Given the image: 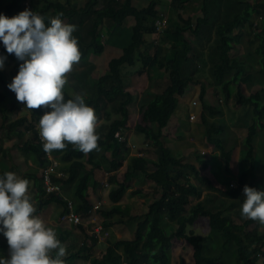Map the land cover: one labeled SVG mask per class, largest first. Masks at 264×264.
<instances>
[{
  "label": "trees",
  "instance_id": "trees-1",
  "mask_svg": "<svg viewBox=\"0 0 264 264\" xmlns=\"http://www.w3.org/2000/svg\"><path fill=\"white\" fill-rule=\"evenodd\" d=\"M27 1L30 4L28 10L46 17V24L49 23L48 17H55L61 13L63 21L77 22V31L73 35L78 38L82 52L81 60H87L91 54L100 55L104 52L106 43L102 38L103 29L111 33L117 27L123 26L128 16L135 18V23L130 27L131 41L122 46L120 55L109 60L108 73L102 75L93 85L94 94L86 95V103L94 108L99 119L102 118L103 113L109 119L112 113L120 115L110 123L106 135L100 136L98 142L100 148L117 146L118 149L109 161L108 169L112 171L120 169L128 156V146L127 141H121L116 134L125 136L130 116L128 105L134 100L133 94L124 86L121 66L140 63L146 68L149 78H151L150 71L157 68L159 63L157 54L154 55V49H150L152 45H145L147 44L146 34L157 33L154 21L160 15L158 3L151 0L146 7L138 8L134 5L133 0H85L81 6L77 5L78 2L75 3L74 0H6L4 3H1L2 0H0V14L9 18L18 15L26 9L24 3ZM190 1L171 0V7L177 13L166 28V33L171 41L170 47L173 50L165 64L168 84L160 92L151 90L144 92L139 104L140 121L134 130L142 133L148 140L145 143L156 149L157 158L153 160L144 155L133 156L124 180L118 184V188L111 198L114 202L121 200L130 186V182L145 170L148 163L153 165V169L149 171L147 177L156 183L160 190V196L148 204V211L142 216H131L133 214L122 210L119 205L108 211L107 215H119L120 222L128 223L135 220L136 228L130 239L115 240L107 246L102 258L93 259L91 264H169L174 238L185 239L193 246L194 264H211L210 261H219L220 264H224V262L225 264H264V234L249 237L248 225L252 220H244L240 224L235 222L232 217L235 202H230L227 205L221 201L220 204H217L214 199L209 198L210 194L204 199L193 202L195 197H199L201 190L199 186L193 184L192 178H195L201 185H206L208 189L216 190L217 187L201 173L197 163L185 162L181 158L172 157L170 149L163 142V129L178 109L180 98L186 93L190 83H197L198 79H194L195 74H200L209 68L216 85L225 84L223 89L226 91L227 97H234L243 114L238 117L239 114L236 111L235 117L238 118L233 117L234 119H231L229 123L225 118H221L219 123L208 121L207 114L223 115L224 110L220 103L214 105L206 103L205 88L203 87L199 95L203 109H201V113L200 111L195 112L199 113L196 119L201 116L205 126L206 140L220 152L226 172L238 175L240 183L246 182L249 177L255 178L256 169L262 164L261 159L264 158V141L260 137L264 135V89L247 93L242 85L245 84L249 89L248 87L253 86L258 79L257 77L264 84V0H257L255 3L250 0H223L221 19L216 24L210 22L207 17L208 10L205 6L209 5L211 0H203L204 15L196 19L195 22L191 17L185 18L183 11L190 12L186 7V3ZM255 14L263 15L262 25L258 26V23H254ZM74 19L76 20L73 21ZM254 26L260 27V32L255 33V37L260 39L255 48V55H260L259 63L261 64V68L257 71H255V64L235 59L230 54L234 44L241 42L243 38L235 31L245 30L248 27H253L255 31ZM187 31H190L198 39V45L193 49L185 35ZM249 36L252 37L249 38V43L252 45L255 43V39L251 32ZM145 47L147 50L143 51ZM0 49L14 60L15 71L18 74L19 65L23 62L18 61L14 54H8L4 45L0 44ZM190 53H193L191 61L196 60L193 67L189 65L192 62L187 57ZM0 82L4 84V88L0 89V104L7 97H11L9 107L2 111L5 120L6 114L14 112V108L20 102L17 101L15 93L8 88L9 83L2 70H0ZM215 92L218 93V90ZM68 98H71V95L66 93V99ZM109 105L111 107L107 109ZM193 106L195 107V105ZM42 111L43 109L30 111L31 119L27 116H20L5 126L17 130V134L21 138L26 135V131L31 132V138L24 141L21 150L34 153L37 160L43 163L46 162L45 152L38 137V131L33 124ZM187 118L188 123L196 121V119L190 121L189 112ZM20 127H24V129L18 130L17 128ZM238 130L243 134L242 145L245 149L241 160L243 168L240 173L238 171L240 154L238 140L230 138V135ZM256 150L258 151L256 152ZM52 153L56 156L60 155L62 161L70 162L69 176L64 184L71 185L78 180L74 193L79 199L75 200L76 210L88 212L90 205L87 199V190L89 176L91 171L93 172L91 169L101 167V160L96 158V151L88 154L86 162L82 161L85 154L73 150L71 145L66 151ZM3 154L5 155V150L0 144V157ZM246 162H250L249 167L244 166ZM88 165L93 167L87 169ZM4 173L5 171H2L1 168L0 176ZM111 178L116 181L115 178ZM232 187L223 192L227 195L234 194L238 189ZM42 191L44 192V189ZM53 200L64 205V202L55 195L49 196L44 202ZM209 203L213 204L208 206ZM197 213L209 217L214 223L225 225L226 238L221 239L222 246L219 254L216 252L206 254L208 250L205 242L209 237L195 234L189 230L188 225ZM166 219L170 221L169 225L172 224L171 230L166 228ZM79 226L82 227V230L85 229L84 225ZM86 234V237H90L87 232ZM82 241H84L82 246H79L75 253L69 256V260H75V258L91 260L90 246L84 238ZM96 241L98 240L96 239ZM120 249L123 250V253L120 252ZM261 260L263 261L260 262ZM70 263L72 264V261Z\"/></svg>",
  "mask_w": 264,
  "mask_h": 264
},
{
  "label": "clouds",
  "instance_id": "clouds-1",
  "mask_svg": "<svg viewBox=\"0 0 264 264\" xmlns=\"http://www.w3.org/2000/svg\"><path fill=\"white\" fill-rule=\"evenodd\" d=\"M24 5L26 9L11 18L0 14V42L8 54L23 62L8 88L24 109L45 110L36 130L46 154L66 151L69 145L85 155L100 151L102 121L86 103L87 94L72 93L66 99V87L82 59L78 38L73 35L76 25L65 23L62 13L48 17L46 24V17L28 10V1ZM161 16L167 19V25L156 34L164 32L170 24L168 16L160 13L158 18ZM259 18L262 20V16ZM5 60L6 57L0 56V70ZM126 139L129 148L131 144ZM139 148L135 149L136 155L139 152L144 155ZM29 189L30 181L12 171L0 176V232L8 243V256L0 257V264H65L66 246L58 239L56 230L37 215ZM243 193L241 217L264 228V190L245 185ZM68 241L72 243L73 238Z\"/></svg>",
  "mask_w": 264,
  "mask_h": 264
},
{
  "label": "rangeland",
  "instance_id": "rangeland-1",
  "mask_svg": "<svg viewBox=\"0 0 264 264\" xmlns=\"http://www.w3.org/2000/svg\"><path fill=\"white\" fill-rule=\"evenodd\" d=\"M150 0H133L134 4L136 5V7L139 8H143L146 7L148 5ZM157 3L160 5H158V8L160 10L161 14H164L165 16L169 17V22L172 19V17H175L176 15V10L173 9L171 7V0H156ZM250 1H254L257 2V0H250ZM6 2V0H2L1 3ZM75 3H77V5L81 6L84 4L85 0H74ZM72 2V3H74ZM186 7L187 9L190 10V12H187V10L183 11V15L185 16V18H189L191 17L194 20L198 19L199 17H202L204 15L203 12V0H191L190 2L186 3ZM206 9L208 10V18L210 20V22H212L213 24H216L217 22L220 21L221 19V13H222V8H223V0H211V3L209 5L205 6ZM260 16L263 15H254V23H258V26H260V24L262 25V20L261 18H259ZM76 19H74L73 21H75ZM65 23L68 24H73V25H77V22L72 23V21H68V20H64ZM135 22V19L133 16H129L128 19L125 21L124 26L119 27V31H121V37L130 39L129 36H131V30H130V26L133 25ZM257 27V26H256ZM255 28V31L252 28H246L245 30L242 29H238L235 32L239 33L240 35L243 36L241 42L235 43L234 44V48L231 51V56L235 59L241 60V61H247L249 63L255 64V71H257L258 69L261 68V64L259 63L260 60V55H255L256 51L255 48L258 46L260 39L255 37V33L260 32V27ZM253 34L254 39H255V43H253L252 45H250L249 43V33L250 32ZM85 32V31H84ZM103 33L104 35H102L103 40H107L105 41L106 43V48L104 50V52L100 55H95L93 56V54L90 55V57L88 59H90V64H88L87 69L84 67H81L80 65H77L75 68V71L72 73V80H70L69 82V87L66 88V91H69L68 93L71 95L72 93H87V85H90L89 83H91V78L94 77H99L104 73V69H108V62L106 61L112 57H116L118 55L121 54V46L122 43L119 42H114L111 41L112 39H115L117 37L116 33L114 32H108L105 29H103ZM188 41L190 42V45L193 49V47L198 45V39L190 32L187 31L185 33ZM247 35V36H246ZM120 37V36H119ZM146 41L147 44L145 46H151L150 49L153 50L154 52L153 54H157L158 56V66L157 68H153L150 71V77L148 76L147 70L146 68H144L140 63H136L135 65H127L124 64L121 66V74L123 76V82H124V86L126 87V89L133 91L134 93L138 92V93H143V92H149L150 90H154L156 92H160L161 90H163L166 85L168 84V73L165 70V64L168 61V59L171 57V54L173 53L172 48L170 47V43L171 41L168 38V35L166 33V30L160 34H146ZM131 41V39L129 40V42ZM2 45L3 43L0 42ZM206 43V41H205ZM209 45V44H208ZM208 48V46H206ZM147 50V48H143V51ZM0 56H4L6 57V60L4 61V68L2 69L3 73H4V77L6 79V81L10 84L13 80V78L17 75V72L15 71V62L14 60H12L8 55H6L5 53H3L0 49ZM188 60H192L193 59V53H190L188 56ZM187 60V61H188ZM192 63H190V66H194L196 63V60ZM161 64V65H160ZM97 67V68H96ZM108 71V70H107ZM90 74V79L89 82L86 84V78H87V73ZM105 75V74H104ZM257 82L254 86L248 87L249 89H247V86L244 84L242 85L243 89L247 92V93H251L255 90H260V89H264V84L263 86L261 85V81L260 78L257 77ZM194 79H198L197 83H190V86L186 89V94L189 95L187 98L185 99H181L179 105H178V109L175 111V115H181L184 116L185 118L187 116V108L188 111L190 112L191 110H194V108L191 107L192 102L194 100L198 101V106L196 108V111H200L201 113V109H203L201 100H200V92L201 89L204 87L205 88V101L207 104H217L220 103L222 104V108L224 110V114L223 115H210L207 114V119L210 122H215V123H219L221 118H225V120L227 121V123H229V121L231 119H234L233 117H235V113L236 111H238L239 107L237 106L234 97H227V93L226 91L223 89L225 84L223 85H216L214 78L209 70V68H206V70L204 72H201L200 74L196 73L195 74V78ZM138 87H142V90H138ZM4 88V84L0 82V89ZM215 90H218V93L215 92ZM94 92L90 91V95H93ZM135 100H139L138 97L135 98ZM9 101L5 100L4 102H2L0 104V142L3 146V148H5V156L7 160V163H9L10 161L15 164L16 166H19L20 164H24V165H29V162H27L26 158H23L25 155L23 154V151L21 150V146H23L24 141H26L27 139L31 138L32 134L31 132L28 133L27 135H25V138H21L18 136L17 132H14L15 130L13 129H9L8 127H6L5 125H7V123H9L10 121H13L14 119L18 118L19 116H28L29 119H31V115H30V111L27 109H24V105L22 103H20L17 107L14 108V112H8L6 114L7 118L4 120L3 119V114L2 111L6 110L9 107ZM132 106V105H131ZM193 106V105H192ZM111 106H107V109H109ZM197 112V113H198ZM238 114H241V110L238 111ZM129 121L127 123V128L125 130V136L128 137L130 142H135L136 144H138V147H140L139 149H144L146 151H148V154L151 156H154V147L153 146H147L144 147V143H145V136L142 133H138L134 130L136 124L140 121V112H139V107L137 106V104L135 103L132 107L131 110L129 111ZM199 115V113L197 114ZM120 115L116 114V113H112L110 119L107 118L106 114L103 113L102 114V118L100 119L102 121V126L99 129V133L101 137H104L108 131L109 125L110 123L117 117H119ZM173 116V115H172ZM176 117V116H175ZM237 118V117H235ZM176 118L173 119L169 124V126H167V128L165 129V131H170L167 135L168 138H170L171 140H174V135L178 136L177 134L181 133L180 131L178 132L177 128L179 127V123L175 120ZM189 120L184 121V128H183V138H187L188 141H186V145L189 148H192L191 151H187V155H188V161L190 162H195L197 163V165L199 167H201L204 163H206L208 160V158L206 159L205 162V158H203L208 152L210 155V153L213 152V154H211L209 156V158L211 159L212 157H214L215 155L217 157L219 155V152H217V150H215L213 147H211L209 145V143L206 140V144L205 147L203 148L200 144V139L199 136L200 134V130H205V126L203 125V120L201 118V116L198 117V119H196V121L193 124L188 123ZM233 122V121H232ZM181 126V125H180ZM18 129V128H17ZM245 129L247 130V128L245 127ZM235 133H233L232 135H230L231 139L238 140V143H240L239 145H242V132L240 130L238 131H234ZM126 137V138H127ZM192 137V138H191ZM189 138H191L189 140ZM196 138V139H195ZM173 146L176 147V143H171ZM243 146V145H242ZM198 147V149L196 148ZM211 147V148H210ZM102 148V147H101ZM203 148V150H201L200 152L199 149ZM117 146L114 147H103L101 150L104 152V155L108 157V154H111V157L113 158V156L115 155L116 151H117ZM100 150V151H101ZM97 152V151H96ZM100 154V153H99ZM86 156V155H85ZM84 156V157H85ZM88 156V155H87ZM172 157H174V155H171ZM195 156H197V158H195ZM215 156V157H216ZM23 158V159H22ZM203 158V159H202ZM202 159V161H201ZM264 158L261 159L262 164H264ZM183 160L186 162V159L183 158ZM35 161V159H34ZM202 163V165H201ZM106 168H108V166L106 165ZM152 169L153 166L151 165V163L147 164V169ZM128 168H126L127 170ZM225 169V168H224ZM124 168L122 170V175L121 178H123V175L126 171ZM261 173H264L261 170ZM249 180V179H248ZM247 180V181H248ZM148 182L147 180V176H146V168L143 171V176L142 178L139 180V185H143V187L145 189H149L151 188L150 185H145ZM246 185V184H245ZM258 187H260V185H257ZM242 189L244 188V186H239ZM256 187V186H255ZM257 188V187H256ZM143 190V189H141ZM262 190V189H260ZM131 198H136L139 199V194L137 193H133L131 192L130 194ZM196 201V198L194 199L193 202ZM142 204H145V202H143L142 200L140 201ZM243 203V200H241L240 204ZM94 206V205H93ZM91 207L90 211L93 210L94 207ZM95 212H97L98 214L101 213V215H107V210L104 208H98ZM142 215V214H141ZM198 216V215H197ZM196 216V217H197ZM202 219L201 224H200V231L204 230L206 232H208L209 230H217L218 228H220L218 225L212 226L210 227L209 224H207L206 220L208 219L207 216H200ZM199 217V218H200ZM201 220V219H200ZM170 221H167V223H169ZM128 227L130 226V224H127ZM218 227V228H216ZM166 228L167 230H171L172 227L169 224H166ZM249 228V226H248ZM253 228V225L250 226V229ZM221 229V228H220ZM190 230V229H189ZM121 231L123 232V237H129L131 235L132 232V228H129V231L127 230L126 227H124L123 229H121ZM192 231V230H190ZM195 231V232H194ZM194 233L198 234V229L194 228ZM259 233H263L264 234V230L262 227L259 228H255L254 230H249V237H253V236H257L259 235ZM217 233H213L212 236H209L208 240L205 242L206 244V249L208 250V252L206 254H210L209 252H216L217 254H219L221 252V246H222V242H221V238L219 239V237L217 236ZM81 236V235H80ZM78 247L81 245L82 240H78ZM173 256H178L181 261L182 264H194V258H193V246L185 239H180L177 240V238L173 239ZM211 264H220L221 262L219 261H210ZM83 264H90L89 261L84 260ZM225 264V262H224Z\"/></svg>",
  "mask_w": 264,
  "mask_h": 264
},
{
  "label": "crops",
  "instance_id": "crops-1",
  "mask_svg": "<svg viewBox=\"0 0 264 264\" xmlns=\"http://www.w3.org/2000/svg\"><path fill=\"white\" fill-rule=\"evenodd\" d=\"M119 27H122V26H119ZM119 27H117L114 31H112V32L116 33L117 37L115 39H112L111 41H113L114 44H115V42H119V43H122V45H126L127 43H129L131 36H129L130 39L125 38L126 36L124 38H122L121 37L122 32L119 31ZM249 37L252 38L251 36H249ZM121 49H122V46H121ZM121 53H122V51H121ZM93 56H95V55L93 54ZM110 59H108L106 61H109ZM89 61H90V59L81 60L79 65L81 67H84L87 69L88 64H90ZM107 70L109 71V69H104V73L102 75L108 73ZM86 74H87V78L85 79L86 80L85 83L87 84L89 82V79H90V74H88V72ZM101 76H99V77L93 76L91 78V81H90L91 83H89L90 85H87V93L85 92L87 95H90V91L94 92L93 85H95L97 83L98 79ZM122 79H123V76H122ZM70 80H72V75L70 77ZM256 82H257V80H256ZM256 82H254V85L256 84ZM260 83L263 86L262 82H260ZM68 87L69 86H67L66 88H68ZM126 90H128V89H126ZM140 90H142V87ZM128 91H130L134 96L133 102L128 105V109L130 111L131 107L135 103L139 107V104L141 102V98H142L144 92L143 93H138V92L134 93L131 90H128ZM152 91H154V90H152ZM68 92L69 91H66V93H68ZM188 96L189 95H187L185 93L180 98V101H181V99H185ZM136 97H138L139 100H135ZM10 99H11L10 96L6 98V100H8L9 102H10ZM197 106L194 107L191 105V107L194 108V110H191L190 112L188 111V108H187V115H188V112L189 113L196 112ZM238 111H240V109H238ZM242 114H243V111L241 110V114L238 117H240ZM23 116H25V115H23ZM172 117H173V119L176 118L175 120L177 122H180L177 130H178V132L179 131L181 132V133L177 134L178 136L174 135V138H175L174 140H171L170 138H168L167 134L170 131H165L167 126H169V124L172 120ZM172 117H171L170 121L168 122V125L163 129L164 145L170 149L171 155H174V158H179V159L184 158V159H186L187 162H190L187 159L188 158L187 151H191L192 148H189L186 145V143H187L186 141H188V139L183 138L184 133L182 131L184 128V121H186L187 116L185 118V115L181 116L178 114H176V115L174 114ZM187 121H188V118H187ZM194 122H190V124H193ZM19 129L23 130L24 127H20V128H18V130ZM14 132H17V130H15ZM27 132L29 133V131H26V135H27ZM199 132L201 134L199 136L200 144L204 148L205 144H206V137L204 134V130L202 129ZM260 137L264 141V135H262ZM22 138L24 139L25 135ZM191 138H189V140ZM146 141H148V140L145 139V142ZM172 142L176 143V147L171 144ZM128 143L129 144H133V143L136 144L135 142H130L129 139H128ZM0 144H1V142H0ZM239 144L240 143H238V145ZM136 145L138 146V144H136ZM1 146H2V144H1ZM210 146L214 148V146H212V145H210ZM102 148H100V150ZM196 148L198 149V147H196ZM203 148H200L198 152L203 150ZM239 148H240V151H239L240 154H239V158H238V171L240 173V171H242V168H243V164H242L241 160H242V157L244 156L245 149L242 145H239ZM153 149H154V156L149 155L148 151H146L144 149H141V151H144V156L155 160L157 158V154L155 151L156 149L155 148H153ZM257 149H258V147H257ZM4 150H5V148H4ZM137 151L138 150H135V149H132L131 147H129L128 148V156L126 157V160H124L123 167L120 170H116V171L106 170V169H108V168H106V165L108 166L109 161H111V159H112L111 154L107 153V155L109 157V158H107V156L104 155V152L102 150L96 152V158L101 160L100 161L101 167L91 169L93 166L88 165V168H87V169L93 170V172L91 171V174H90L89 180H88L87 199L89 201V205L96 204L98 201H100V202H102V205L100 208H103V209L105 208L107 210V212L111 211L112 209L115 208V206L119 205V206H121L122 210H126L127 212L133 214L131 216H142L141 214H145L148 211V204L160 196V190L156 186V183L153 180L149 179L148 177H147L148 182L146 184H144V186L150 185L151 188L145 189L143 187V185L141 186L138 184L139 180L143 176V171L140 174H138V176L130 182V184H129L130 186L128 187L127 191L125 192V194L123 195L121 200L114 202V200L111 198L112 194L118 188V184L124 180L125 173L123 175V178H121V175L123 173L122 172L123 168L125 170H126V168H128V164L131 163V159L134 155L137 154ZM257 151L258 150H256V152ZM217 152H219V151H217ZM23 154L25 155L23 158H26L27 162H29V165H27V166L24 164H20L19 166H16L11 161L9 163H7L8 159H6V156L4 154L1 155L0 164L2 166V171H5V172L12 171V172L16 173L18 176H20L21 178H25V179H28L30 181L29 191H30L35 203H36L37 215L41 216L47 223H49L50 226H52L56 230L58 239H60L62 244H64L66 246L67 255L64 258L65 264H71L70 263L71 261H72V264H83L84 260L80 259V258H75V260H73V259L69 260V256L71 254L75 253V251L79 248L77 246L79 243L78 240L80 241V240H83V238H84L85 242H87L88 245L90 246V253H91L90 259L91 260H88V261L91 264V261L93 259H97V258L101 259L102 255L106 251L107 246L111 245L115 240L130 239L132 237V234L134 233L135 228H136L135 220L128 222V223L127 222H120L119 221V218H120L119 215H109V214L108 215H101V213L89 215V212L82 211L80 213L82 214L83 225L85 228L84 230H82V227L72 225L70 222H67V221L61 222L60 216H61V213L65 210L64 205L59 204L56 200L44 202V200H47L49 196H47L45 194V191L44 192L42 191L44 188H43V182L41 179V172H40L41 163L39 162V160H37L34 153L23 152ZM208 154H209V152L203 157V158H205V162H206L207 158H208L207 159L208 161L206 163H204L201 167H199V166L198 167L200 168L201 173L204 176H206L213 183V185L217 187V189L216 190L208 189V187L206 185H201L200 182L195 180V178H192L193 184L199 186L200 190H201L199 197H195V198H196V200L204 199V197L209 196L208 194H210L209 198L214 199V202H216L217 204H220L221 201H224L227 205L230 202H235V207L232 209V211H234L232 217L237 224H240L241 222H243L245 220L241 217V214H240L241 205H242V203L240 204V202L245 197H244L243 189L239 186H245V184H246L247 186L253 187L257 190H260V189L264 190V173H261V170L264 172V164H260L259 167L256 169L257 171H256V176L254 179L249 177V180L247 178L248 181H246L244 183H240L238 175L233 174V173H228L224 169V161L222 160V158L220 156V152L218 155L220 157H217L215 155L216 157L214 156L211 159L209 158V156L211 154H213V152L210 153V155H208ZM55 158L61 160L60 155L55 156ZM34 159H35V161H34ZM87 160H88L87 155L82 158L83 162H86ZM61 162H62L61 169L66 172V174H67L66 179H67L69 176L70 162L62 161V160H61ZM244 166L249 167L250 162H246ZM152 169H150V168L147 169V164H146V176L148 175L149 171ZM105 172H108V174H105ZM111 177L115 178L116 181H113ZM104 182H107L108 186H105ZM77 183H78V180H76L71 185L63 184V191L66 193V195L69 198L76 200V201L79 200L78 197L75 196V194H74L76 186L78 185ZM231 185H233V187ZM257 185H260V187H258ZM229 187H232V188H234L236 190L238 189V190L232 195H227L223 191H226ZM141 189H143V190H141ZM136 190H138V192H135ZM131 192L139 194V199L131 198L130 197ZM141 200L143 202H145V204H142L140 202ZM212 204L213 203H209L208 206L212 205ZM236 213L238 215H235ZM200 216L205 217V215H201L199 213H197L193 217L192 222L189 223V225H188V228L190 230L194 231V228H196V229H198V232H199L198 234H201V235L206 236V237L212 236L213 233H217L216 237L218 236L219 239L221 238L224 240V238H226V236L224 234L225 225L222 223H214L210 220L209 217L206 220L207 224H209L210 227L218 225L221 229L216 227V228H218L217 230H211V231L209 230L208 232H206L204 230L200 231L199 227H200L201 221L203 219ZM93 219H96V222L102 224L105 227V229L110 231V239L108 241H99L98 239H97L98 241H96V239H94L95 237L91 233V227H92V225H94ZM166 221H167V219H166ZM127 224H130V226L128 227ZM167 224H169V223H167ZM252 225H253V228L250 229V226H252ZM170 226L172 227V224H170ZM248 226H249V228H248L249 230H254L255 228L261 227L258 223L254 222V221H252ZM124 227H126L128 231H129V228L130 229L132 228V232H131V235L129 237H123V232L121 231V229H123ZM263 230H264V228H263ZM86 232L90 235V237L85 236ZM259 235L262 236L263 233H259ZM69 238H73L72 243H69V241H68ZM177 240H180V239H177ZM120 252L123 253V250L120 249ZM7 256H8L7 239L4 237L3 233L0 232V257L7 258ZM262 261L263 260H261L260 262H262ZM169 264H182V261L178 256H173V248H172V251L170 253Z\"/></svg>",
  "mask_w": 264,
  "mask_h": 264
},
{
  "label": "built area",
  "instance_id": "built-area-1",
  "mask_svg": "<svg viewBox=\"0 0 264 264\" xmlns=\"http://www.w3.org/2000/svg\"><path fill=\"white\" fill-rule=\"evenodd\" d=\"M155 25H156V31L161 32L167 25V19L164 16H161L156 19ZM140 89L141 87H138V90ZM192 104L196 106L198 105V101L194 100ZM44 111L35 122V127L37 130H38L39 119L44 114ZM196 118H197V114L195 112L190 113V121H194ZM116 136L121 141L127 140L125 136H121L119 133L116 134ZM131 148L136 149L137 145L133 143L131 144ZM141 154L142 153L139 152V155ZM44 159L46 162L43 163L40 162L41 163L40 172H41V179L43 182L44 191L46 195L48 196L55 195L64 202L65 210L62 212L60 220L62 222H66V221L70 222L72 225L75 226L83 225L82 214L76 210L75 200L69 198L66 195V193L63 191V184H64L63 181L66 179L67 174L64 170L61 169V164H62L61 160L53 157L52 153L50 155L45 153ZM1 168L2 167L0 165V171ZM105 174H108V172H105ZM104 185L108 186V183L104 182ZM93 205H92L94 207L93 210L88 211L89 215L96 214L97 212L95 211L101 207L102 202L98 201L96 204ZM93 220H94V225H92L91 227L92 235L99 241H108L110 239V231L105 229V227L102 224L96 222V219Z\"/></svg>",
  "mask_w": 264,
  "mask_h": 264
}]
</instances>
